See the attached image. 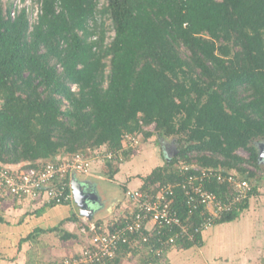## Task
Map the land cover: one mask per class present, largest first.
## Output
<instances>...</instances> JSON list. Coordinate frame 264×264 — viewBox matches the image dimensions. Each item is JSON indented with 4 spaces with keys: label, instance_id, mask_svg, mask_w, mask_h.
Instances as JSON below:
<instances>
[{
    "label": "trees",
    "instance_id": "16d2710c",
    "mask_svg": "<svg viewBox=\"0 0 264 264\" xmlns=\"http://www.w3.org/2000/svg\"><path fill=\"white\" fill-rule=\"evenodd\" d=\"M105 1L33 0L17 9L0 0V165L33 168L102 147L127 160L136 150L126 135L157 136L177 153L143 177L140 190L153 194L194 173L180 164L236 169L253 192L214 226L239 219L264 182V0ZM209 189L223 198L229 192L217 182ZM173 200L185 224L201 221L179 188ZM208 231L180 240L181 248L200 247ZM167 233L122 246L115 263L138 253L146 264L161 263L174 249L165 246Z\"/></svg>",
    "mask_w": 264,
    "mask_h": 264
},
{
    "label": "built area",
    "instance_id": "2783aa9c",
    "mask_svg": "<svg viewBox=\"0 0 264 264\" xmlns=\"http://www.w3.org/2000/svg\"><path fill=\"white\" fill-rule=\"evenodd\" d=\"M13 1L17 9L28 8L33 3V0H25V5L22 0ZM34 7L32 18L36 21L40 8L39 5ZM114 37L115 32L112 31L111 39ZM141 137L126 135L127 146L134 149ZM122 160L113 151L98 149L89 154L78 153L71 157H59L55 161L39 162L40 166L33 168L21 164L0 165V206L6 202L23 201L34 202L42 208L75 203L72 189L74 176H89L95 161L116 164ZM178 168L182 173L190 170L194 173L181 183L161 187L153 194L128 188L124 194L127 207L109 222L99 223L98 220L82 218L79 232L86 244L62 264H116L115 260L124 246L134 248L140 241L148 243L155 233L162 234V230L169 234L165 246L180 248V240L194 242L197 235L210 230L225 214L239 211L253 192L252 182L247 175H242L236 169L225 172L221 168L186 164H180ZM215 182L228 186L229 192L225 198L209 189V185ZM178 188L183 192L190 216L199 213L202 218L198 224H185L173 209L174 190ZM164 251L165 248H161L155 252L161 256Z\"/></svg>",
    "mask_w": 264,
    "mask_h": 264
},
{
    "label": "rangeland",
    "instance_id": "374dc122",
    "mask_svg": "<svg viewBox=\"0 0 264 264\" xmlns=\"http://www.w3.org/2000/svg\"><path fill=\"white\" fill-rule=\"evenodd\" d=\"M27 1L30 2V0ZM27 1H25L24 5L27 3ZM102 1L103 0H99V2ZM73 87L75 90L77 89L76 86ZM146 130L152 132L154 128L150 127ZM158 140L159 139L157 136H154L147 141L144 140L143 137H141V139L139 140V145L134 148V150H136V152L138 151V153L135 152L136 155L133 158L126 161L124 171L122 174H120L119 185L110 181H101L100 184L108 188L111 194H114L115 196L116 195L121 196L123 193L122 191L123 187L122 185L120 186L121 184L120 182L123 181V179H126V177H130L131 172L136 173V171L141 170L142 166H146L145 169H148L152 165L164 164L163 157H168L169 155H174V154L173 151L168 153L165 150H163V147L159 145ZM160 144L162 143L160 142ZM163 144L169 146V148H171L172 150H177L172 141L168 143L165 141ZM104 148L105 149L101 148L99 150H106V147ZM238 153L240 156L246 159L249 158V153L246 152L245 150H240ZM246 167L249 171L255 172L254 168H251L248 165ZM258 185L260 187L258 191L259 195L257 196V201L255 203L257 205V209H255V213L246 212L243 215H241L242 217L231 223L223 224L222 226L214 229L211 228V230H209L206 233L207 244L203 246L204 252L206 254L208 250L211 251L214 249L212 252L214 253V251L215 252L217 251L218 254L220 253V255L228 261L227 264H238V263L240 264L241 262H243L242 260L247 261L253 257H255L253 264H264V182L260 181L258 182ZM62 206H67L65 215L76 214L75 203H72L71 205H62ZM62 206H56V207H62ZM50 208H55V207L45 208L47 210L44 211V214L48 212V209ZM4 214H7L5 217L7 221L11 219L10 224L13 223L14 220L16 221L20 220V218L22 217H23V221H25L26 219L28 220L27 223L29 224L22 226L20 229L12 228V226L9 225L8 229L10 228L11 232L14 235H16L17 238L23 235L28 236L29 234H32L33 237L29 239V241L23 243L20 247L19 238L17 239L16 244L14 245L12 242L13 240L12 235L10 234L8 238L6 237L7 240L5 243L3 242L4 238H2L4 236H1L2 232H0L1 259L7 260L12 256L17 259L15 261V264H62V261H64L66 258H70L75 254L74 252H71V250H74V248H76L75 247L76 244H78L81 247L85 245L84 237L79 238L76 242L73 241V239L72 240L63 239V236L65 235V231L60 230L59 227L60 223L62 222L61 220L62 216L58 217L55 215L48 220L44 218L43 215L41 214H38V216L36 214V217H32L33 215H35L34 212H30V213L26 212L25 214H23L20 212L18 213L13 209L11 210L6 209L4 211ZM56 227H58L59 229L58 231L53 233H46V235L36 233V230L38 229L49 230ZM5 235H7V233H5ZM25 236L23 237V239L27 237ZM21 249L22 251L19 252ZM176 249H180V248L178 247ZM55 250H60L61 252H63V255L62 256L60 255L61 257L59 256L58 258L57 255H55ZM193 252L198 253V250H195ZM16 254L18 256H16ZM167 255L168 252H165L164 256H161V259L164 260L166 257H168ZM184 255L188 259L195 260V257L192 254H189L188 257V252H185ZM146 258L147 257L145 255L139 253L128 254L125 258L122 259L121 264H146L143 261ZM181 263H186V262L184 261L179 262V259L176 258H174V260L170 262L169 260L167 261L166 258L165 261H162L159 264H181Z\"/></svg>",
    "mask_w": 264,
    "mask_h": 264
},
{
    "label": "crops",
    "instance_id": "0c3cea01",
    "mask_svg": "<svg viewBox=\"0 0 264 264\" xmlns=\"http://www.w3.org/2000/svg\"><path fill=\"white\" fill-rule=\"evenodd\" d=\"M102 149H105V148L102 147ZM142 150H143V147H142ZM136 153H138V151ZM136 153L133 154V156L131 158H133L136 155ZM131 158H129V159H131ZM129 159H127V160H129ZM127 160L123 159L120 162V164H118V166L112 164V167H110L109 163L108 164H101V163L95 161V163H93L91 166L89 176H82V175L74 176L73 185L75 184V186L77 188L82 189L84 192H86L89 196L92 197V200L88 202L89 206L85 210V213L86 214L89 213L90 217H88V215L81 214L80 211L77 209V206H75L76 214L65 215V211L67 210V206H62V205H60L62 207L50 208V209H48V212H46L44 214V211L47 209L42 208V207H37L35 205V203L31 202V201H23V202H18V203L6 202V203L2 204L0 206V232H2L1 236H4V237H2V238H4L3 242L6 243V240H7L6 237L8 238L11 234L12 239H13L12 242L15 245L18 238H19V241H21L23 239V237L25 236V235H23V236L17 238L16 235H14L11 232V229L10 228L8 229L9 225H11L12 228H15V229L19 228L20 229L22 226L29 224V223H27L28 222L27 219L25 221H23V217L20 218V220H18V221L14 220V222L10 224L11 219L8 221L5 219L7 214H4V211L6 209H8V210L13 209L16 212H18V213L20 212L23 214H25L26 212H29V213L34 212L35 215H33L32 217H36V214H37V216H38V214H41V215H43L44 218H46L48 220L51 219L55 215L58 217L62 216L61 220H62V222L65 221V223L62 226H61L62 222L60 223V226H59L60 230L65 231L66 234H70L74 237L76 236L73 239V241H75V242L79 238L82 237L80 232H79V224L81 223L82 218H87V219H91V220H98L100 223V222H104V221L109 222L110 220H112L116 216L122 214L124 209L127 207L126 199H125V195H124L125 191L128 188H131L134 190L135 189H137V190L141 189V187L143 186V179L142 178L147 176L148 174H150L154 168L163 165V164L152 165L148 169H145L146 166H142L141 170L136 171V173L131 172L130 177H126V179H123V181L120 182L121 183L120 186L122 185V187H123V188L121 187L123 189L122 195L121 196H117V195L115 196L114 194H111V192L108 188L102 186L100 184V182L101 181H110V182H114V183L119 185L120 174L123 173ZM21 165H25V164H21ZM116 167H118V169ZM106 199L108 200V202ZM256 201H257V196H256V198L251 199V201L249 202L248 208L246 210H244L241 215H243L246 212H248V213L254 212L255 213V209H257V205L255 204ZM71 204L72 203H70L68 205H71ZM75 205H76V203H75ZM1 212H3V213H1ZM72 216L77 217V218L74 220H70V218ZM240 217H242V216H240ZM226 224H228V223H226ZM222 225L223 224L213 226L212 228L214 229V228L220 227ZM42 230H47V229H42ZM5 233H7V235H5ZM40 234L46 235V233H40ZM206 238H207L206 235H204L203 236V244L200 247H192V248L187 249V250L180 247V249L174 248L175 250L171 249V250L167 251L168 252V255H167L168 257H166L167 261L169 260L171 262L172 260H174V258H176V259H179V262H182V261L186 262V263H181V264H190V263L191 264H227L228 261L226 259H224V257H222L220 255V253L218 254L217 251L216 252L214 251V253L212 252L214 249L211 251L208 250L207 254L204 252L203 246L205 244H207ZM69 240H72V239H69ZM25 242H27V241H25ZM76 245H75L76 248H74V250H71V252L75 253L74 255H76L78 252H80L81 249L84 247V246L81 247L78 244H76ZM195 250H198V253L193 252ZM202 250H203V252H202ZM21 251H22V249L19 252H21ZM185 252H188V257H189V254L194 255L195 260L194 259H188L184 255ZM203 253H204V255H203ZM181 254H183V255H181ZM55 255H57V257L59 258L60 255L61 256L63 255V252H61L60 250H55ZM16 256H18V255L16 254ZM166 258L162 261H165ZM16 260L17 259L12 257V256L7 260L0 258V264H15ZM189 260H191V261H189ZM254 260H255V257L250 258L247 261L242 260L243 262H241L240 264H243V263L244 264H253ZM153 264H157V263H153Z\"/></svg>",
    "mask_w": 264,
    "mask_h": 264
},
{
    "label": "water",
    "instance_id": "95a60500",
    "mask_svg": "<svg viewBox=\"0 0 264 264\" xmlns=\"http://www.w3.org/2000/svg\"><path fill=\"white\" fill-rule=\"evenodd\" d=\"M259 149H260L259 150V158L264 159V150H263L264 149V142L259 144ZM176 153H177V151H176ZM72 189H73V195H74V199H75L77 209L80 211L81 214H85V215H88V217H90V214L89 213L86 214L85 210L89 206L88 202L92 200V197L89 196L82 189L77 188L75 186V184L73 185Z\"/></svg>",
    "mask_w": 264,
    "mask_h": 264
},
{
    "label": "flooded vegetation",
    "instance_id": "af4514ba",
    "mask_svg": "<svg viewBox=\"0 0 264 264\" xmlns=\"http://www.w3.org/2000/svg\"><path fill=\"white\" fill-rule=\"evenodd\" d=\"M163 148H164V150L166 151V152H172L173 151V154H175L176 153V150H172L171 148H169V146H166L165 144H163ZM264 150V149H263ZM175 152V153H174ZM166 159H167V157H166ZM261 161V164H262V167H263V169H264V159H261L260 160Z\"/></svg>",
    "mask_w": 264,
    "mask_h": 264
},
{
    "label": "clouds",
    "instance_id": "9594fccd",
    "mask_svg": "<svg viewBox=\"0 0 264 264\" xmlns=\"http://www.w3.org/2000/svg\"><path fill=\"white\" fill-rule=\"evenodd\" d=\"M98 1H99V0H98ZM105 2H106V1H105V0H103L102 2H99V4H98V5H99V6H102L103 4H105ZM35 6H36V5H35Z\"/></svg>",
    "mask_w": 264,
    "mask_h": 264
}]
</instances>
